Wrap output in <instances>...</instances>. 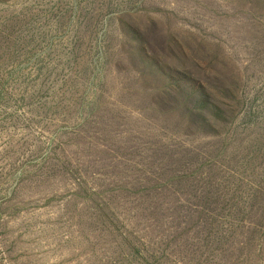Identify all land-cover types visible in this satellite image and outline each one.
Listing matches in <instances>:
<instances>
[{
    "label": "rangeland",
    "instance_id": "374dc122",
    "mask_svg": "<svg viewBox=\"0 0 264 264\" xmlns=\"http://www.w3.org/2000/svg\"><path fill=\"white\" fill-rule=\"evenodd\" d=\"M0 264H264V0H0Z\"/></svg>",
    "mask_w": 264,
    "mask_h": 264
}]
</instances>
